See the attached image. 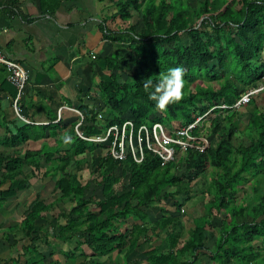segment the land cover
<instances>
[{
	"label": "trees",
	"instance_id": "obj_1",
	"mask_svg": "<svg viewBox=\"0 0 264 264\" xmlns=\"http://www.w3.org/2000/svg\"><path fill=\"white\" fill-rule=\"evenodd\" d=\"M27 1H38L41 14L50 17L60 4V0ZM98 1L108 2L114 11L97 26L110 54L95 56L102 74L94 84L93 98L89 94L78 98V106L71 108L80 116L74 115L69 127L60 125L62 120L51 124L54 115L47 125L16 118L6 124L0 145L23 146L25 152L0 157V187L8 185L0 191V208L17 193L31 189L30 180L39 174L53 183V201L47 203L38 192L24 212L22 232L31 246L35 222L57 214V205L68 201V217L56 237L78 238L73 251L84 258L81 264H95L96 256L112 251L123 252L126 262L141 240L158 238V231L164 229L173 231L178 219L173 214L168 217L169 212L180 213L184 201L194 194L196 181L202 185L210 171L203 214L192 219L194 228L187 241L175 251L174 239L179 235L160 240V247L147 253L146 264H203L200 257L208 264H264V96L258 99L264 94V0ZM17 3L0 0V6L11 9ZM135 16L138 24L131 22ZM176 66L185 71L184 95L166 110H158L143 88L144 80H155ZM6 85L13 100L16 91ZM249 90L256 91L249 104L219 109L232 107ZM243 111L247 120L240 133L248 145L242 141L234 148L232 139L238 134L234 119ZM207 113L202 133L207 149L189 150L167 164L151 154H145L140 164L129 157L114 160L104 155L105 146L84 141L74 132L79 120L78 132L86 138L101 136L126 120H132L135 129L159 123L178 130ZM64 129L71 141L65 143L63 137L50 145L49 140ZM31 143H39L38 148L28 149ZM96 152L99 156L90 161L89 176L101 190L100 199L93 194L85 197L90 186L78 175L84 170L81 157ZM153 208L161 214L154 223L147 213ZM212 218H218L220 225L208 224ZM211 229L216 238L213 249H207L206 232Z\"/></svg>",
	"mask_w": 264,
	"mask_h": 264
},
{
	"label": "crops",
	"instance_id": "obj_2",
	"mask_svg": "<svg viewBox=\"0 0 264 264\" xmlns=\"http://www.w3.org/2000/svg\"><path fill=\"white\" fill-rule=\"evenodd\" d=\"M8 1L13 3L14 0ZM17 1L12 9L0 6V48L8 58L19 63L29 73L21 101L24 117L35 125H47L54 115L56 119L51 124L62 120L59 124L69 127L74 115L79 116L77 110L71 107L78 106V98L88 94L92 100L94 84L101 78V66L94 61L95 56L99 52L102 57L110 54V48L101 40L97 29L100 19L110 9L105 2L100 3L98 0H60L58 9L50 17L41 14L38 1ZM6 83L5 71L0 66V144L6 137V124L15 119ZM65 134H69L66 129L58 132L49 143L65 137ZM38 146L39 143H31L28 149L36 150ZM14 151L21 154L25 152L23 146L9 149L0 145V157H7ZM46 187V195L49 196L52 187ZM7 188V184L2 185L0 191ZM34 188L40 191L45 189L32 185L31 189L17 193L14 199L6 201L0 208V264L85 262L80 252L73 251L78 238L62 241L56 237L59 226L66 223L70 209L68 201L57 205V214L35 222L36 230L32 234L35 243L32 246L25 238L21 222L24 212L38 193ZM30 195L33 199H29ZM26 198L30 201L28 205L24 203ZM41 198L47 203L51 202L44 196ZM23 206L27 208L22 210ZM148 220L146 224L150 226ZM161 238L151 236L148 242L141 240L139 249L126 262L123 252L112 251L96 256L94 263L146 264L147 253L160 247ZM27 251L33 253L28 255Z\"/></svg>",
	"mask_w": 264,
	"mask_h": 264
},
{
	"label": "built area",
	"instance_id": "obj_3",
	"mask_svg": "<svg viewBox=\"0 0 264 264\" xmlns=\"http://www.w3.org/2000/svg\"><path fill=\"white\" fill-rule=\"evenodd\" d=\"M0 66L5 71L6 82L16 91V96L11 102L14 117L23 123L31 124L24 117L21 108V101L29 79L28 71L19 63L8 58L1 48ZM254 93L256 91L249 90L232 107L221 105L219 109L224 111L239 109L249 104ZM208 113L178 130H169L167 126L159 123L142 124L138 129H135L133 121L126 120L121 125L110 126L101 136L86 138L78 132L77 128L81 123L79 120L74 132L84 141L105 146L104 155H109L114 160L123 161L129 157L134 163L140 164L143 162L145 154H151L158 158L162 164H167L170 161H177L189 150L203 153L207 149L208 142L202 133L205 128L203 123Z\"/></svg>",
	"mask_w": 264,
	"mask_h": 264
},
{
	"label": "rangeland",
	"instance_id": "obj_4",
	"mask_svg": "<svg viewBox=\"0 0 264 264\" xmlns=\"http://www.w3.org/2000/svg\"><path fill=\"white\" fill-rule=\"evenodd\" d=\"M188 2L195 3L196 1L195 0H189ZM105 5L109 6L108 2H105ZM113 11H114L113 9L107 10L105 12V14H110ZM131 22L138 24L139 18L136 16L132 17ZM105 44H106V42H105ZM263 96H264V94L262 93L258 97V99L262 98ZM68 104L70 105V102H68ZM262 105H264V104L262 103ZM246 116H247V114L243 111V112L239 113L237 115V117L234 119L235 127L238 130V134L237 133L234 134V137L232 139V143H233L234 148L239 142H242V141H244V142H242V143H244L243 145H246V146L248 145L245 136H241V133H240L241 131H243L245 129L244 124L247 120ZM53 144H54L53 141H51L50 145H53ZM98 156H99L98 152L94 153L92 156H90L89 154L86 153L84 156L81 157V161L79 162L83 166L84 170L82 172H80L78 175L81 177L82 183H88V185L90 186L89 189L85 192L86 198L90 197L91 194H93V196L97 199L101 198L100 188L95 187L91 183L90 176H89L90 161L92 159L98 158ZM25 170L29 171L30 169L26 168ZM42 172H43V170H42ZM209 172L207 173V176H205L201 180L202 185H200V183H199L200 180L196 181V183L194 184V194L192 195L190 200L184 201L185 198L180 197V199L182 200L181 202H183V201L185 202V205L182 207L180 213L169 212L168 217H171L173 214V216L178 219L177 224L172 227L173 231H170L169 229H164L161 232L158 231L159 237H162L161 239L164 238L165 241L168 238L174 239V235H175V237H176V235H179V237L174 239V240H176V243H177L175 246V251L179 250L183 246L184 242L187 241V239H188L189 232L191 230H193L194 226H193L192 219L198 218L200 215L203 214L202 206L206 201V196L204 195V191H205L207 184L209 182V175H208ZM38 177H39L38 179L30 181L31 186L32 185L36 186V187L39 186V188L41 187V189L45 188V189H43L44 191H40V189L37 190V188L36 189L34 188V189L37 190L42 196L47 198V201H53V197L51 195L52 193L49 196L46 195V190H47L46 186L52 187L53 183L49 179L41 178V175H39V174H38ZM248 186L249 185L247 184L246 188H248ZM124 189H126V188H124ZM238 196H240V194ZM238 196H236V197H238ZM29 197H30L29 199H33L32 195H30ZM29 199L28 198L25 199V202H24L25 205H28V203L30 202ZM165 205L169 206L167 204H165ZM26 208H27V206H23L22 210H24ZM19 210H21V207L19 208ZM60 210H63V209H60ZM64 211H65V209H64ZM172 211H174V210H172ZM65 212H67V211H65ZM147 213H148L149 218L151 220L150 222H152V223L159 220L161 217V214H160L158 208L150 209ZM207 222H208V224L210 223V224L217 225V226L220 225L218 218H212L211 222L209 220ZM206 236L208 238L206 248L207 249H213L214 241L216 238L215 231L212 229L208 230L206 232ZM259 246L262 247L263 244H259ZM200 258H201V261L203 264L209 263L206 258H204V257H200Z\"/></svg>",
	"mask_w": 264,
	"mask_h": 264
},
{
	"label": "clouds",
	"instance_id": "obj_5",
	"mask_svg": "<svg viewBox=\"0 0 264 264\" xmlns=\"http://www.w3.org/2000/svg\"><path fill=\"white\" fill-rule=\"evenodd\" d=\"M185 71L182 67H170L165 72L159 73L158 77L153 79H145L143 88L148 93V98L155 102V108L158 110H166L167 106L179 102L186 86L184 79ZM65 143L71 141V137L65 136Z\"/></svg>",
	"mask_w": 264,
	"mask_h": 264
}]
</instances>
